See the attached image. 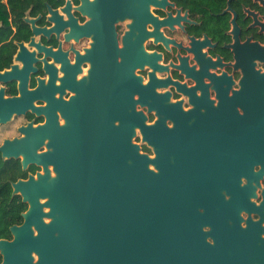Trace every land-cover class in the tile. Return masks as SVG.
<instances>
[{
    "label": "flooded vegetation",
    "instance_id": "obj_1",
    "mask_svg": "<svg viewBox=\"0 0 264 264\" xmlns=\"http://www.w3.org/2000/svg\"><path fill=\"white\" fill-rule=\"evenodd\" d=\"M96 20L107 25L93 29ZM256 44L264 48V0H0V146L53 127L59 139L70 131L77 153L112 143L119 152L131 126L140 154L156 159L171 146L197 211L238 226L235 248L264 264V126L221 122L244 114V65L264 74ZM142 126L156 127L153 144ZM53 142L48 133L38 152ZM22 170L21 180L45 174Z\"/></svg>",
    "mask_w": 264,
    "mask_h": 264
},
{
    "label": "water",
    "instance_id": "obj_2",
    "mask_svg": "<svg viewBox=\"0 0 264 264\" xmlns=\"http://www.w3.org/2000/svg\"><path fill=\"white\" fill-rule=\"evenodd\" d=\"M106 25L96 20L93 29ZM254 48V58L264 62V48ZM107 72V82L117 79L115 67ZM244 72L237 94L244 114L224 113L221 122L264 126V74L253 64L244 65ZM131 76L126 81L139 87ZM52 128L27 130L26 138L0 146L2 158L22 159L23 169L45 167L44 175L12 184L13 195H20L28 209L22 213L23 223L10 228L12 240H0L1 264H252L246 252L234 246V236L241 235L238 226L231 230L211 209L197 211L194 204L201 198L185 190L178 177L184 169H174L169 162L170 145H161L165 152L151 159L132 144L128 126L125 153L113 143L103 153H77L70 131L59 139L55 131L48 132ZM155 129L142 126L149 144L154 143ZM48 133L55 140L54 151L39 153ZM49 165L58 177H51ZM204 225L212 231L205 232ZM209 235L214 244L207 242Z\"/></svg>",
    "mask_w": 264,
    "mask_h": 264
},
{
    "label": "trees",
    "instance_id": "obj_3",
    "mask_svg": "<svg viewBox=\"0 0 264 264\" xmlns=\"http://www.w3.org/2000/svg\"><path fill=\"white\" fill-rule=\"evenodd\" d=\"M26 177L18 161L3 159L0 153V240H12L10 228L23 223L22 213L28 209V205L22 202L20 195H13L12 184Z\"/></svg>",
    "mask_w": 264,
    "mask_h": 264
},
{
    "label": "rangeland",
    "instance_id": "obj_4",
    "mask_svg": "<svg viewBox=\"0 0 264 264\" xmlns=\"http://www.w3.org/2000/svg\"><path fill=\"white\" fill-rule=\"evenodd\" d=\"M47 220V222H49L50 220L49 219H46Z\"/></svg>",
    "mask_w": 264,
    "mask_h": 264
}]
</instances>
